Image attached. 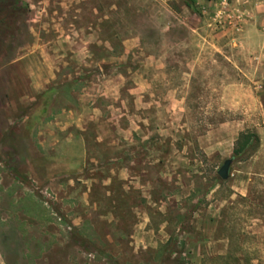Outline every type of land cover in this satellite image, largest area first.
Returning <instances> with one entry per match:
<instances>
[{
  "label": "rangeland",
  "instance_id": "obj_1",
  "mask_svg": "<svg viewBox=\"0 0 264 264\" xmlns=\"http://www.w3.org/2000/svg\"><path fill=\"white\" fill-rule=\"evenodd\" d=\"M0 186H36L54 264H264V0H0Z\"/></svg>",
  "mask_w": 264,
  "mask_h": 264
},
{
  "label": "crops",
  "instance_id": "obj_2",
  "mask_svg": "<svg viewBox=\"0 0 264 264\" xmlns=\"http://www.w3.org/2000/svg\"><path fill=\"white\" fill-rule=\"evenodd\" d=\"M32 123V130L29 132L26 142L33 143L37 142V136L35 134L37 124L33 120H29V124ZM18 133H21L18 131ZM24 136V134H22ZM39 143L42 145L48 144V136H39ZM58 139V140H57ZM21 140V139H19ZM55 142L60 141L58 137H54ZM62 145L58 146L61 148ZM52 147V146H51ZM58 147L48 148L58 150ZM64 150H60L59 155L52 154L50 158H64ZM34 156L29 155L28 158ZM47 157V155L45 156ZM65 173H71L73 167L69 169V166L74 164L66 163ZM53 171V170H52ZM51 171V172H52ZM110 175V174H109ZM35 180L47 184L45 186L51 190L59 192L58 198L65 199V195L62 194L64 186L54 184L52 180V174H45L44 177H35ZM95 178L85 177L83 182L87 183L86 186H91L97 182ZM104 184L109 183V179H105ZM36 186H0V191L3 194H7L6 207L4 210V216L0 217V264H54L52 257V251L57 246L61 247V251H66L65 245L69 242L54 226L52 219L43 212H39L36 207L38 205L35 192L33 191ZM10 197V198H9ZM23 200V204L20 205L21 210L16 212V207L19 206L20 201ZM83 220L81 217H74V223L76 225H82ZM38 227V229H36ZM40 239L42 240L41 245L35 247L31 240ZM70 250V249H69ZM65 254V252H64ZM63 253H61V256ZM70 254H68V260ZM57 264H62L61 260L56 261Z\"/></svg>",
  "mask_w": 264,
  "mask_h": 264
},
{
  "label": "trees",
  "instance_id": "obj_3",
  "mask_svg": "<svg viewBox=\"0 0 264 264\" xmlns=\"http://www.w3.org/2000/svg\"><path fill=\"white\" fill-rule=\"evenodd\" d=\"M260 144V136L258 132L246 129L242 131L235 143L234 154L239 156L250 150L256 149Z\"/></svg>",
  "mask_w": 264,
  "mask_h": 264
},
{
  "label": "water",
  "instance_id": "obj_4",
  "mask_svg": "<svg viewBox=\"0 0 264 264\" xmlns=\"http://www.w3.org/2000/svg\"><path fill=\"white\" fill-rule=\"evenodd\" d=\"M233 162V158H228L225 160L224 164L218 171V174L221 176L222 179H227L230 176V168Z\"/></svg>",
  "mask_w": 264,
  "mask_h": 264
}]
</instances>
